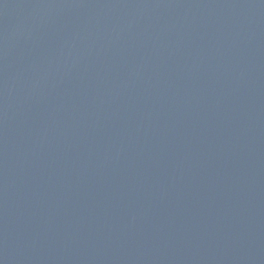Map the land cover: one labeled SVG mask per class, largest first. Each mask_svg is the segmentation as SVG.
<instances>
[{
  "label": "water",
  "instance_id": "water-1",
  "mask_svg": "<svg viewBox=\"0 0 264 264\" xmlns=\"http://www.w3.org/2000/svg\"><path fill=\"white\" fill-rule=\"evenodd\" d=\"M0 264H264V0H0Z\"/></svg>",
  "mask_w": 264,
  "mask_h": 264
}]
</instances>
